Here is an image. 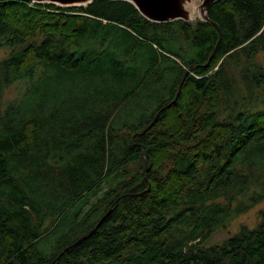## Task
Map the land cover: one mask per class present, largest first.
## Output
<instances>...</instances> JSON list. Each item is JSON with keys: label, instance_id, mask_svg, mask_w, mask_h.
Listing matches in <instances>:
<instances>
[{"label": "trees", "instance_id": "obj_1", "mask_svg": "<svg viewBox=\"0 0 264 264\" xmlns=\"http://www.w3.org/2000/svg\"><path fill=\"white\" fill-rule=\"evenodd\" d=\"M209 18L0 0V264H264L208 243L264 200V0Z\"/></svg>", "mask_w": 264, "mask_h": 264}, {"label": "water", "instance_id": "obj_2", "mask_svg": "<svg viewBox=\"0 0 264 264\" xmlns=\"http://www.w3.org/2000/svg\"><path fill=\"white\" fill-rule=\"evenodd\" d=\"M33 3H53L60 6H87L94 0H25ZM131 2L136 9L147 19L164 23L175 20L193 21L194 13L190 6L192 0H126ZM221 0H201L199 8L195 13L200 17V21H210L209 11L211 6ZM92 232H90L91 234ZM89 234V235H90ZM88 235L83 236L74 245L81 243Z\"/></svg>", "mask_w": 264, "mask_h": 264}, {"label": "rangeland", "instance_id": "obj_3", "mask_svg": "<svg viewBox=\"0 0 264 264\" xmlns=\"http://www.w3.org/2000/svg\"><path fill=\"white\" fill-rule=\"evenodd\" d=\"M201 3V0H192L191 4V12L194 13L193 15V22L199 21V16L197 13H195L196 9L199 8V4ZM174 30L178 31L177 26H174ZM177 38H181V35H179ZM170 43V44H169ZM168 46L172 47L173 41H169ZM165 50H168V47H164ZM170 50H173L169 48ZM8 51L3 49L0 50V59L5 57L7 55ZM261 54V55H260ZM258 57V61L264 63V54L260 53ZM181 59H184V55L180 56ZM26 82L21 81L16 83L15 85L11 86L5 95L6 99H13L17 97L19 94L22 93V91L25 89ZM142 104V102H141ZM141 104H136V106H140ZM102 194V190L100 191L99 195ZM264 217V200L259 203L257 206L250 209L248 212L240 215L233 221L227 224L226 227H222L217 229V231L211 236V238L208 240V243H221L224 239L229 237L230 235L234 234L235 232L239 231L240 227L242 225H247L249 227H254L258 224V222Z\"/></svg>", "mask_w": 264, "mask_h": 264}]
</instances>
